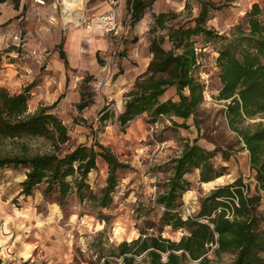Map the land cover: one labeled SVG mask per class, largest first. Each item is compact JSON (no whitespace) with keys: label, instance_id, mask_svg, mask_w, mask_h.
Returning a JSON list of instances; mask_svg holds the SVG:
<instances>
[{"label":"trees","instance_id":"16d2710c","mask_svg":"<svg viewBox=\"0 0 264 264\" xmlns=\"http://www.w3.org/2000/svg\"><path fill=\"white\" fill-rule=\"evenodd\" d=\"M153 1H132L133 24L141 20ZM195 1L200 6L198 15L176 28L165 27V18L170 13L157 17V26L167 33L151 42L153 60L148 71L137 80L117 121L125 129L142 115H147L152 124L166 117L174 127L187 129L186 121L192 118L197 130L200 129L198 111L205 101L207 86L201 79L205 47H198L197 40L201 39L204 45L217 44L216 65L221 85L217 100L225 102L222 112L227 126L248 152L250 168L255 172V193L240 177L213 189L201 199L199 210L185 217L183 198L194 184L189 176L198 171L201 183L218 180L227 174V167L218 165L216 158L220 155L224 162L231 158L220 147L209 150L197 140L186 141L178 156L157 168L166 175L159 183L155 199L161 208L158 235L140 229L137 239L110 244L100 256L101 264H185L189 260L211 264L210 252L216 257L231 255L233 259L228 264H264V210L259 209L264 198V121L248 123L264 119V8L254 4L229 36L207 26L219 7L210 0ZM167 42L171 45L169 49L165 46ZM61 57L65 59L63 54ZM34 85L18 94L0 86V171H24L20 193L25 197L43 186L44 196L54 198L61 208L75 197L81 203L89 202L97 218L109 224L110 216L104 211L113 205L120 174L130 165L97 141L63 150L71 137L55 112L60 99L31 112L29 103ZM171 88H175L177 100H163ZM85 97L78 105L81 111L89 106ZM109 118L110 113L104 110L100 122ZM175 118L184 122L178 123ZM36 138L47 140L51 151L33 153L27 140ZM99 160L107 164L108 176L106 186L95 193L88 177L97 169ZM139 216H143L140 211ZM165 227L182 230L184 235L179 241L165 238L162 235ZM163 254L167 255L166 260ZM0 264H4L2 258Z\"/></svg>","mask_w":264,"mask_h":264},{"label":"rangeland","instance_id":"374dc122","mask_svg":"<svg viewBox=\"0 0 264 264\" xmlns=\"http://www.w3.org/2000/svg\"><path fill=\"white\" fill-rule=\"evenodd\" d=\"M210 1L219 9L212 13L213 18L207 26L220 34L230 36L245 16L238 10L243 5L238 6L236 3L246 0ZM257 1L259 3L255 4L264 8V0ZM198 6L195 0H191L190 11L181 12L182 15L173 18L170 24L177 26L186 22L192 18L193 9ZM162 35L165 36L166 33L158 34ZM197 41L198 47H205L201 73L209 76L205 101L198 111V130L192 118L186 121L189 128L184 129L174 127L166 117L156 124L149 123L147 115L140 116L123 129L119 124H115L120 109L115 106L114 100L106 99L103 94L97 92L94 81L91 80L82 87L85 100L89 104L88 109L81 111L77 108L62 113L58 111L59 103L57 104L55 112L68 127L71 137L70 142L63 146V150L79 144L91 145L97 141L110 147L121 161L130 165V168L120 174L114 203L109 210L104 211L110 216L109 224L97 218L96 210L87 201L81 203L73 197L64 209L61 208L54 198L44 196L43 186H39L32 196L25 197L20 193V183L25 179L24 171H0V258L4 264H101L103 260L100 256L106 253L110 244L137 239L140 229H147L150 235H158L157 224L161 208L155 199L159 183L164 181L166 175L157 168L178 156L186 141L197 140L209 150L220 147L228 151L231 158L228 162H224L220 155L216 158L218 165L227 167V174L220 181L201 183L198 171L189 176L194 184L192 190L183 198L182 214L185 217L195 214L199 210L201 199L213 189L230 184L240 177L250 186L252 193H255V172L250 168L248 152L227 126L222 112L225 102L217 100L221 87L216 65L218 45H204L201 39ZM165 46L169 48L170 44L166 43ZM1 57L2 50L0 61ZM35 86L29 103L31 112L39 107L33 97ZM11 93L14 94L13 91ZM171 93L168 92L169 95ZM175 97L177 100L176 94ZM104 110L110 113V118L102 123L100 117ZM175 120L178 123L184 122ZM260 121L264 119L260 117L248 123ZM27 143L33 153L51 151L50 143L43 138L29 139ZM107 176L108 166L99 160L97 169L88 177L95 193H99L106 186ZM153 208L155 210L149 212ZM259 209L264 210V198ZM139 211L143 216H139ZM162 235L179 241L184 231L165 227ZM208 256L212 260L211 264H228L233 259L228 254L216 257L212 252ZM166 259L167 255L163 254V260ZM185 264L197 262L189 260Z\"/></svg>","mask_w":264,"mask_h":264},{"label":"crops","instance_id":"0c3cea01","mask_svg":"<svg viewBox=\"0 0 264 264\" xmlns=\"http://www.w3.org/2000/svg\"><path fill=\"white\" fill-rule=\"evenodd\" d=\"M111 1L57 0L55 3V0H47L49 5L41 7L34 0H0V86L18 94L35 83L33 97L37 105H50L60 99L59 112L76 110L83 96V85L102 76L103 54L111 44V38L97 31L78 28L77 22L82 17L110 11ZM116 1L121 18L127 25L124 27L126 36L119 59V74L100 94L114 100L120 109L115 120V124H119L118 115L135 90L137 80L148 71L153 60L151 42L159 33H167L157 26V17L170 13L165 18V27L176 28L178 25L170 24L172 19L182 15L187 4L190 7L191 0H154L136 24L132 23L133 0ZM255 3L259 1L246 0L236 4L243 5L238 10L244 16ZM199 10L200 6L195 7L192 17H196ZM15 36L24 41L22 48L14 41ZM33 50L42 55L40 62L32 56ZM175 92V88L169 89L162 99L176 100Z\"/></svg>","mask_w":264,"mask_h":264},{"label":"built area","instance_id":"2783aa9c","mask_svg":"<svg viewBox=\"0 0 264 264\" xmlns=\"http://www.w3.org/2000/svg\"><path fill=\"white\" fill-rule=\"evenodd\" d=\"M34 1L41 7L49 5L47 0ZM55 3H57V0H55ZM61 4L63 5L62 2L60 5ZM111 6V10L108 12L90 17H82L77 22L78 28L98 31L104 36L111 38V44L103 54V63L101 68L103 74L94 81V88L99 93H102L105 88L109 87L119 74V59L126 36L124 27H127V25L121 18L117 1H111ZM52 7L56 8L57 5H52ZM50 21L54 22V19H51ZM14 41L18 43L17 45L19 48L23 47L24 41L21 37L15 36ZM31 54L37 58L38 62L42 60V55L37 50H33ZM208 77L209 76L207 74L201 73V79H204L202 81L206 84V86L208 84Z\"/></svg>","mask_w":264,"mask_h":264},{"label":"bare ground","instance_id":"6f19581e","mask_svg":"<svg viewBox=\"0 0 264 264\" xmlns=\"http://www.w3.org/2000/svg\"><path fill=\"white\" fill-rule=\"evenodd\" d=\"M222 178L218 179L217 181H220Z\"/></svg>","mask_w":264,"mask_h":264}]
</instances>
